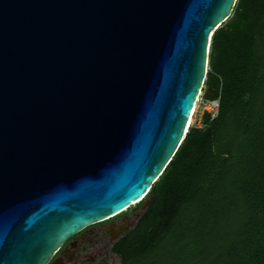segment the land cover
<instances>
[{"label": "water", "instance_id": "water-1", "mask_svg": "<svg viewBox=\"0 0 264 264\" xmlns=\"http://www.w3.org/2000/svg\"><path fill=\"white\" fill-rule=\"evenodd\" d=\"M236 1L0 0V264L145 204Z\"/></svg>", "mask_w": 264, "mask_h": 264}, {"label": "trees", "instance_id": "trees-1", "mask_svg": "<svg viewBox=\"0 0 264 264\" xmlns=\"http://www.w3.org/2000/svg\"><path fill=\"white\" fill-rule=\"evenodd\" d=\"M208 58L218 114L188 128L111 249L121 264H264V0L236 1Z\"/></svg>", "mask_w": 264, "mask_h": 264}, {"label": "rangeland", "instance_id": "rangeland-1", "mask_svg": "<svg viewBox=\"0 0 264 264\" xmlns=\"http://www.w3.org/2000/svg\"><path fill=\"white\" fill-rule=\"evenodd\" d=\"M204 91L205 90H202L199 101L196 104L195 113L193 114L191 125H190L191 127L192 126L201 127L203 115L205 113H209L211 115L210 109H211L212 101L205 99ZM148 204H149V199L146 198L145 204L139 210L137 215L134 217L133 215L136 212L134 210L135 206L131 207L126 212L120 214L119 216L111 219L110 221L106 223L94 226L93 229L91 230L92 233L89 235V238L86 241H84V244H83V246L85 247V252L87 253V256H86L87 262H84L81 264H121V259L117 255L113 254L111 250L101 249L99 238L102 237L103 234L112 235L114 232H116L120 228L131 229L135 227L142 213L146 210ZM126 216L129 218H125Z\"/></svg>", "mask_w": 264, "mask_h": 264}, {"label": "flooded vegetation", "instance_id": "flooded-vegetation-1", "mask_svg": "<svg viewBox=\"0 0 264 264\" xmlns=\"http://www.w3.org/2000/svg\"><path fill=\"white\" fill-rule=\"evenodd\" d=\"M138 212L139 210L135 212L133 217L136 216ZM125 218H129V217L126 216ZM133 228L131 229L120 228L119 230L114 232L112 235L103 234L102 237L99 238L101 249L111 250L113 245L120 238H122L124 234H126ZM92 229L93 227L80 233L79 235H77L76 237L72 238L70 241L65 243V245L59 250L58 254L56 255V258L62 261L63 264H81V263L87 262L86 261L87 253L85 252V247L83 246V244H84V241H86L89 238V235L92 233L91 232Z\"/></svg>", "mask_w": 264, "mask_h": 264}, {"label": "built area", "instance_id": "built-area-1", "mask_svg": "<svg viewBox=\"0 0 264 264\" xmlns=\"http://www.w3.org/2000/svg\"><path fill=\"white\" fill-rule=\"evenodd\" d=\"M201 93H202V90H201L200 94L198 95L197 102L199 101V98L201 96ZM197 102H196V104H197ZM218 107H219L218 100H214V101L211 102V109L210 110H211L212 119L217 116V114H218Z\"/></svg>", "mask_w": 264, "mask_h": 264}, {"label": "bare ground", "instance_id": "bare-ground-1", "mask_svg": "<svg viewBox=\"0 0 264 264\" xmlns=\"http://www.w3.org/2000/svg\"><path fill=\"white\" fill-rule=\"evenodd\" d=\"M213 32V31H212ZM212 32H211V34H210V37H211V35H212ZM196 102H197V99H196ZM195 107H196V103H195V106H194V108H193V110H192V115H191V118H190V120H189V123H188V125H187V129L190 127V125H191V121H192V117H193V114L195 113Z\"/></svg>", "mask_w": 264, "mask_h": 264}, {"label": "clouds", "instance_id": "clouds-1", "mask_svg": "<svg viewBox=\"0 0 264 264\" xmlns=\"http://www.w3.org/2000/svg\"><path fill=\"white\" fill-rule=\"evenodd\" d=\"M188 130V129H187Z\"/></svg>", "mask_w": 264, "mask_h": 264}]
</instances>
